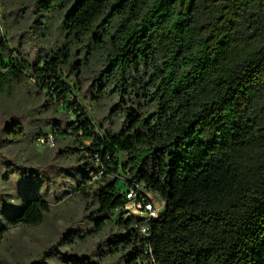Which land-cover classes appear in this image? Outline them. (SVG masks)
Masks as SVG:
<instances>
[{"label":"trees","instance_id":"1","mask_svg":"<svg viewBox=\"0 0 264 264\" xmlns=\"http://www.w3.org/2000/svg\"><path fill=\"white\" fill-rule=\"evenodd\" d=\"M27 3L68 41L32 65L0 37V94L30 81L77 116L67 132L55 131L91 142L80 193L98 174L93 155L102 158L98 229L124 208L130 184L166 202L148 238L133 220H118L126 236L112 253L126 252L124 264H264V0ZM74 44L83 51L78 62ZM89 59L99 61L101 94L112 87L121 97L129 124L116 134H101L59 78L68 68L79 76ZM15 135L24 138L23 128ZM50 210L33 198L11 225L36 227Z\"/></svg>","mask_w":264,"mask_h":264},{"label":"rangeland","instance_id":"2","mask_svg":"<svg viewBox=\"0 0 264 264\" xmlns=\"http://www.w3.org/2000/svg\"><path fill=\"white\" fill-rule=\"evenodd\" d=\"M36 13L27 0H0V37L14 56L32 65L68 41L55 20ZM72 46L78 54L73 62H78L83 51L77 44ZM86 63L80 77L71 68L59 76L71 91L66 97L72 105L83 107L101 134H116L129 124L123 103L117 99L121 97L114 96L112 87L109 94H101L99 61ZM141 77L148 76L143 72ZM47 94L30 81L0 94V264H124L127 253H112L111 249L115 240L126 236L118 218L101 220L104 225L97 227L100 214L95 192L100 183L88 186L84 193L78 191L87 175L83 164L90 157L85 147L91 142H78L66 133L69 122L78 118L62 105L49 102ZM15 119L21 126H14ZM58 126L66 132L55 131ZM19 128L25 137L15 141ZM39 134L53 136L54 145H38ZM119 159L125 162L123 156ZM33 198L51 206L42 223L11 225L24 203ZM156 200L162 205L159 196Z\"/></svg>","mask_w":264,"mask_h":264},{"label":"built area","instance_id":"3","mask_svg":"<svg viewBox=\"0 0 264 264\" xmlns=\"http://www.w3.org/2000/svg\"><path fill=\"white\" fill-rule=\"evenodd\" d=\"M37 144L40 146H53L54 138L49 135L47 137H39ZM93 162L98 169V174L91 175L90 185L100 181L105 176V168L100 154L96 153L93 155ZM109 177L113 178V176ZM125 196L126 204L124 208L117 209L113 213V216H116L118 220H133L132 227L135 231L144 238L150 237V222L159 220L162 217L166 202L160 197L162 199V205H159L156 200L157 195L150 191L144 184L139 183L130 184ZM147 253L150 255L153 254L151 246H148ZM143 264H154V260L151 259Z\"/></svg>","mask_w":264,"mask_h":264}]
</instances>
